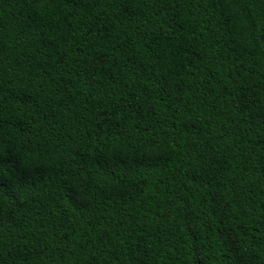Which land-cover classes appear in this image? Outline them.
<instances>
[{
	"label": "trees",
	"instance_id": "obj_1",
	"mask_svg": "<svg viewBox=\"0 0 264 264\" xmlns=\"http://www.w3.org/2000/svg\"><path fill=\"white\" fill-rule=\"evenodd\" d=\"M0 264H264V0H0Z\"/></svg>",
	"mask_w": 264,
	"mask_h": 264
}]
</instances>
